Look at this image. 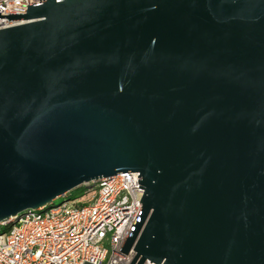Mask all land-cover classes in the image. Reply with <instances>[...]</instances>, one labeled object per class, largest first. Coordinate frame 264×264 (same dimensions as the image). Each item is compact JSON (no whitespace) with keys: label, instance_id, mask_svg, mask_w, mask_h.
<instances>
[{"label":"water","instance_id":"obj_1","mask_svg":"<svg viewBox=\"0 0 264 264\" xmlns=\"http://www.w3.org/2000/svg\"><path fill=\"white\" fill-rule=\"evenodd\" d=\"M4 18L19 24L0 30V223L138 172L131 264H264V0Z\"/></svg>","mask_w":264,"mask_h":264},{"label":"built area","instance_id":"obj_2","mask_svg":"<svg viewBox=\"0 0 264 264\" xmlns=\"http://www.w3.org/2000/svg\"><path fill=\"white\" fill-rule=\"evenodd\" d=\"M44 1L0 0V30L19 24L4 16L24 14L28 5ZM138 176L120 173L79 187V199L95 193L87 205L69 193L59 205L0 223V264H131L134 249L128 255L120 250L143 207Z\"/></svg>","mask_w":264,"mask_h":264},{"label":"rangeland","instance_id":"obj_3","mask_svg":"<svg viewBox=\"0 0 264 264\" xmlns=\"http://www.w3.org/2000/svg\"><path fill=\"white\" fill-rule=\"evenodd\" d=\"M81 195H82V189L78 188V189H76V190L71 192V195L69 196V198H71V199H74V198L79 199L81 197ZM94 196H95V193H91V194H88L87 196H84L83 198L79 199L78 201L81 202L84 205H87V204H89L90 202L93 201ZM64 200H65V198H59V199H56L54 203L56 205H59ZM71 203H73V202H71Z\"/></svg>","mask_w":264,"mask_h":264},{"label":"trees","instance_id":"obj_4","mask_svg":"<svg viewBox=\"0 0 264 264\" xmlns=\"http://www.w3.org/2000/svg\"><path fill=\"white\" fill-rule=\"evenodd\" d=\"M80 189V188H79Z\"/></svg>","mask_w":264,"mask_h":264}]
</instances>
